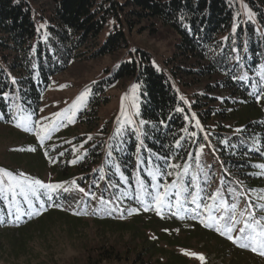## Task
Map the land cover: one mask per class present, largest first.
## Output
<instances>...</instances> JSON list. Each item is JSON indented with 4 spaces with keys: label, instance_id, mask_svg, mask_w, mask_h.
<instances>
[{
    "label": "trees",
    "instance_id": "obj_1",
    "mask_svg": "<svg viewBox=\"0 0 264 264\" xmlns=\"http://www.w3.org/2000/svg\"><path fill=\"white\" fill-rule=\"evenodd\" d=\"M249 9L254 13L252 21L247 17ZM159 25L176 36L173 53L161 62L148 49L133 44L131 38L134 32L150 30L155 34ZM105 57H112L113 63L104 68L101 77L76 93L79 96L86 87L91 88L75 123L53 133L42 146L33 138L31 133L35 132L17 130L23 140L17 156L23 161H13L16 168L8 165L7 169L17 174L26 167L30 177L43 181L39 169L48 167L54 176L49 182H64L69 188L68 192L61 190L58 197L63 210L49 208L21 225L20 231L42 234L43 226L56 217L79 222L86 216L73 215V211L91 213L99 209L101 195L114 203L119 197L124 208L140 207L133 199L136 177L139 174L146 183L151 178L146 171L137 172L139 141L133 132L137 128L144 141L139 157L147 162L153 154L149 167L163 163L155 154H175L174 162L192 166L198 145H204L201 156L203 161L210 159V166L201 163L199 168L208 172L210 184L224 179L226 186L240 191L243 200V194H247L254 204L264 203L258 199L264 195V176L254 175L261 171L257 165L264 164V99L257 102L255 95H250L264 87L260 81L264 0H0V93L11 94L9 99L0 96V113H33L34 120L43 117L44 99L57 75L79 61ZM242 76L247 79H240ZM124 82L129 83L127 102L136 109L128 116L120 114L115 121H103L100 111L110 104V92ZM134 85H139L135 91ZM197 87L201 89L195 91ZM131 96L138 98V105ZM178 108L184 111H176ZM126 117L134 123L128 125ZM197 119L203 132L195 127ZM122 120H126L124 124ZM140 120L147 123L140 125ZM161 120L166 127L159 123ZM81 127L84 132H79ZM117 128L123 129L119 135ZM193 131L197 133L195 138L191 136ZM204 132L209 133L207 140ZM89 135L91 140L87 139ZM177 140L180 148H175ZM225 140L227 144L222 143ZM110 150L111 157L107 155ZM78 156L84 158L72 164ZM117 164L127 183L120 179ZM189 171L192 173L191 167ZM174 179L167 177L161 183ZM236 180L243 181V186ZM110 182L116 186H110ZM85 193L94 194L95 199ZM6 206L0 196V209ZM166 213L162 218L155 211L141 208L139 214L126 215L125 219L118 218L119 213L90 214L101 225L109 222L140 242L132 260L127 255L123 260L122 254L111 247L102 249L93 264H160L161 258H165L164 264H188L186 257L168 249L180 243L164 228L159 231L156 227L170 219ZM203 236L210 237L205 232ZM219 247L231 252L230 264H253L246 250L226 247L222 242Z\"/></svg>",
    "mask_w": 264,
    "mask_h": 264
},
{
    "label": "snow or ice",
    "instance_id": "obj_2",
    "mask_svg": "<svg viewBox=\"0 0 264 264\" xmlns=\"http://www.w3.org/2000/svg\"><path fill=\"white\" fill-rule=\"evenodd\" d=\"M247 17L249 21L254 18V13L250 9ZM179 19L183 21V15ZM233 31H235V28ZM227 39L225 37V40ZM240 79H247V77L242 76ZM260 81L264 82V66H261ZM12 83H16L15 78H12ZM138 87L139 85H134L133 91ZM90 93L91 88L86 87L69 107L53 113L51 117H38L34 120L33 113L22 115L17 111L10 116L0 113V121L13 124L16 128H22L26 132H35L39 139V144L42 146L45 141L52 139L53 133L76 122V116L86 106ZM250 95H255L256 101L259 102L264 99V87L256 89ZM0 96H3L4 99H9L11 94L5 92L0 93ZM180 99L184 100V97L181 96ZM41 111L43 110L41 109ZM176 111L183 112L184 109L178 108ZM121 114L124 115L123 112ZM192 116L195 117V113H192ZM126 119L128 125L134 123L130 117H126ZM146 123L143 120L139 121L140 125ZM159 123L165 127L167 126L163 120ZM195 127L200 128L202 132L204 131L198 119L195 121ZM122 130V128H117V135ZM184 131H187V129ZM237 131H241V129H237ZM133 132L139 141L136 148L138 154L137 172L146 171L148 177L151 178V181L146 183L139 174L136 177L133 199L140 207L130 206L124 208L120 205L119 197L114 203L113 200H106L101 195L99 203L102 207L93 210L91 213L87 210L73 211V215L87 216L103 212L107 216H112L113 213H119L118 218L125 219L126 215L139 214L142 208L145 212L155 211L157 215L163 218L165 210H167L172 216H176L182 221L186 219L198 221L205 229L214 230L219 236L226 238L241 249H248L253 253L264 256V216L258 217L256 214L257 209L264 211V204H253L249 201L247 206L241 210L237 203L236 188L226 186L224 179L220 180V186L215 191H207L205 185L207 187L211 185L205 168L201 167L194 174L190 173L191 165L187 163L181 165L174 162L175 154H155L156 160L163 163L149 167V165L153 164V154L148 156L147 162L139 157L144 141L140 139L141 133L138 128L133 129ZM208 135V132H204L205 140L208 139ZM191 136L195 138L197 133L193 131ZM87 139L91 140V135ZM222 143L227 144L228 142L225 140ZM80 147H83V143ZM180 147V140H177L175 148ZM198 148L202 153L204 145H198ZM31 150L35 151L34 148ZM60 155L62 156L63 153H60ZM85 155H87V152H85ZM107 155L111 157L112 151L110 150ZM187 156L192 158L191 153H188ZM83 158L78 156L71 163L76 164L77 160ZM199 158L197 156L195 159L199 160ZM141 165L143 166L142 169ZM257 167L261 171L254 173V175L264 176V164L257 165ZM115 168L120 174V179L127 183L128 178L120 170V166L117 164ZM181 168L183 171H180ZM224 171L227 172L228 170L225 168ZM200 173H203V181H201ZM228 174L231 175V173ZM172 176H175V179L171 183H161L162 180ZM104 178L101 176V179ZM72 183L75 184V181H72ZM235 183L243 186V181L236 180ZM110 186L116 185H111L110 182ZM61 190L63 192L69 191V188L65 187L64 182H44L40 179L32 178L23 172L14 174L10 170L0 168V196L8 202L7 212L0 211V224L10 223L19 226L40 217L49 208H60L63 210V205L58 199ZM79 191L85 192L84 188H79ZM85 195H91L95 199V195L92 193H85ZM258 199L264 200V195L259 196ZM22 205H26V208ZM182 252L186 256L199 260L200 264H207V258L202 253L186 249L182 250Z\"/></svg>",
    "mask_w": 264,
    "mask_h": 264
},
{
    "label": "rangeland",
    "instance_id": "obj_3",
    "mask_svg": "<svg viewBox=\"0 0 264 264\" xmlns=\"http://www.w3.org/2000/svg\"><path fill=\"white\" fill-rule=\"evenodd\" d=\"M138 33L134 32L131 37L133 44L140 45L151 51L158 61L161 62L164 57L173 53L176 36L169 28L159 25L155 34H151L150 30L142 34ZM113 61L112 57L79 61L74 63L66 72L57 75L53 80L52 87L45 96L42 116L51 117L53 113L62 111L67 106H70L78 97L76 93L90 81L101 77L104 68L111 65ZM128 85L129 83L124 82L110 92L112 95L110 104L103 107L100 111L103 121H109L110 119L115 121L122 112L125 116H128L136 109L135 106H131L128 103ZM200 89L201 87L194 88L195 91ZM130 100H135L136 104L138 102L136 96H131ZM126 102L128 104L122 110V106ZM125 121L122 120V124ZM17 130L18 128L15 126L0 123V166L2 169L8 170V165L15 169L16 167L12 162L23 161L17 156V152L21 149L20 147H23L21 146L23 140L20 139L22 134L20 135ZM84 130L85 128L81 127L79 132H84ZM31 134L34 139L39 140L35 133ZM203 153L198 148L196 156L200 158L194 161L191 166L193 174L199 169L201 163H205L204 165L207 168L210 166L208 157L203 161L201 156ZM42 169H39L40 173H42L40 178H43V181L46 182L52 180L54 176L51 175V170L48 167L43 171ZM20 171L29 175L26 167H22ZM200 177L202 180L203 176L200 175ZM220 180V178L214 180L210 187L205 185L207 191H215L220 186ZM243 195L245 201L240 196V191L236 190L237 203L241 210L251 201L249 196ZM4 201L7 206L4 210L0 209V211L7 212L8 202ZM258 204L264 203L260 202ZM22 206L25 207V205ZM256 214L258 217L264 216V211L257 209ZM90 216L87 215L79 222H69L56 217L51 221V224L43 226L44 233L42 234L33 230H24L22 232L19 230L21 225L0 224V264H93L98 259L102 249L111 247L115 248L119 254H122L123 260L127 256L131 260L136 257L140 244L138 240L134 241L128 232L113 227L108 224L109 222L101 225ZM166 216L170 219L165 223H160V225L156 224V227H158L159 231L164 228L174 241L180 243V245L170 246L168 249L186 257L188 264H200V261L184 255L182 250L185 249L204 254L207 258V264H230L231 256L228 254L231 252H226L224 248L221 249L219 247L220 242L226 247L232 246L235 249H241L226 238L219 236L214 230L205 229L198 221L191 219L182 221L168 212ZM204 232L210 237L206 238L203 236ZM148 235L156 238L152 233H148ZM165 244L161 243V245ZM241 250L249 252L253 264H264V256L253 253L248 249ZM159 262L164 264L165 258H161Z\"/></svg>",
    "mask_w": 264,
    "mask_h": 264
}]
</instances>
